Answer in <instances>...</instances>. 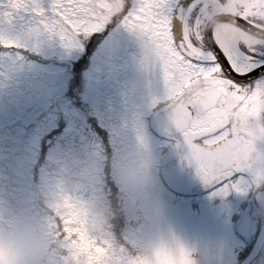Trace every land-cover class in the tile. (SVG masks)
<instances>
[{
  "label": "rangeland",
  "instance_id": "obj_1",
  "mask_svg": "<svg viewBox=\"0 0 264 264\" xmlns=\"http://www.w3.org/2000/svg\"><path fill=\"white\" fill-rule=\"evenodd\" d=\"M42 4L50 8L51 0H42ZM27 24L21 36L10 34L22 40L24 51L0 53V57L22 58L19 63L4 60L0 71L11 75L9 70H22L39 91L30 92L19 116L31 125L23 162L31 165L39 159V151L43 152L34 185L19 190L24 213L41 218L55 237L49 204L58 186L71 181L80 185L84 201L95 200L110 209L105 236L117 247L140 254L164 239L183 246L194 264H237V258L256 239V235L245 239L236 232L238 214L247 198L254 224L261 222L264 180H257L254 172L253 197L248 178L240 175L241 190L232 188L226 195L216 194L220 191L217 186L194 199L177 197L166 189L156 173L170 156L168 151L183 148L189 160L190 149L183 137L180 141L162 139L149 126L153 109L168 100L161 62L152 63L156 74L150 76V61L138 58V49L107 44V37L105 43L100 40L104 28L92 34L98 36L88 35L72 48L49 34L24 41L32 27ZM52 56L73 64L49 60ZM127 152L150 167L154 182L147 192L127 188L112 167L116 155ZM60 168L63 172L58 173ZM29 177L31 184V173ZM253 264H264V253Z\"/></svg>",
  "mask_w": 264,
  "mask_h": 264
},
{
  "label": "snow or ice",
  "instance_id": "obj_2",
  "mask_svg": "<svg viewBox=\"0 0 264 264\" xmlns=\"http://www.w3.org/2000/svg\"><path fill=\"white\" fill-rule=\"evenodd\" d=\"M30 18L24 41L49 34L67 48L120 22L160 48L172 120L190 149L189 160L216 194L240 189L264 140V0H0V24ZM0 45L20 48V38L0 33ZM264 160V155L259 156ZM264 179V175L257 176ZM51 228L86 264H103L107 239L90 235L71 197ZM159 264H194L181 245L158 253ZM134 264H151L139 259Z\"/></svg>",
  "mask_w": 264,
  "mask_h": 264
},
{
  "label": "clouds",
  "instance_id": "obj_3",
  "mask_svg": "<svg viewBox=\"0 0 264 264\" xmlns=\"http://www.w3.org/2000/svg\"><path fill=\"white\" fill-rule=\"evenodd\" d=\"M141 48L145 61H160V48L151 38L140 36ZM264 142V140L258 141ZM261 168L256 175H264V160L257 158ZM120 181L129 189L147 192L154 182L151 169L147 162L134 153L117 154L111 161ZM95 167V165H92ZM264 180V179H261ZM65 197H71L77 205L80 217L86 221L91 236L107 239L105 229L109 213L102 203L95 200L84 201L80 196V185L71 181L61 183L54 199L50 202L48 212L54 217L58 205ZM151 222V216H147ZM112 251L104 258L103 264H134L139 259H147L151 264H159L158 253L167 251L176 253L178 244L160 239L157 243L140 254H134L117 247L107 239ZM87 257L80 256L78 264H86ZM0 264H77V258L69 250L62 238L53 237L47 224L39 217L16 211L0 205Z\"/></svg>",
  "mask_w": 264,
  "mask_h": 264
},
{
  "label": "flooded vegetation",
  "instance_id": "obj_4",
  "mask_svg": "<svg viewBox=\"0 0 264 264\" xmlns=\"http://www.w3.org/2000/svg\"><path fill=\"white\" fill-rule=\"evenodd\" d=\"M27 23H29L27 21V18L26 19L17 18L12 25H8L6 22L2 23L0 24V33L7 36H10V34L21 36L25 32V28L28 27ZM103 30H104L102 31L103 37L100 38L101 41L105 43L104 38L107 37V41H106L107 44L112 43L118 46L123 44H128L130 47L133 48L135 47L136 49H138L136 52L137 57L140 59L144 58L145 60L144 52L141 48V39L138 34L129 31L120 22L110 23ZM92 34L90 35L92 36ZM96 36H98V33L92 36V38ZM24 49L25 48L23 47L7 48L0 45V53H4V54L5 52L11 53L14 50H17V52L20 50L24 51ZM8 58L12 59L13 61H16L17 63H19L22 60L20 56L3 55L2 57H0L1 68H3L1 62H4V60H8ZM49 60L58 61L60 64H66V65L73 64L71 60L59 59V57L57 56L49 57ZM156 61L157 60H152L150 61V64H148L150 65V71H151L150 76H154L156 74L154 71L155 67L153 66V64L154 65L156 64ZM73 66L70 68L72 73L74 72ZM9 73L11 75H8L3 71H0V205L14 209L16 211L24 212L26 210L24 208L23 203L18 201L20 194L19 190L20 189L22 190L23 188L28 189L30 185H34V181L37 178L34 175V173L35 171H37L36 168H39L40 164L42 165L43 152L39 151L38 153L39 159L37 160L39 162H37L36 160L32 162L31 165L30 162L28 161L23 162L22 159L25 157V152H27V147L29 144L31 125L23 118H20L19 116L22 114V104L26 102L30 92L36 93L39 91L33 88L34 87L33 83L32 85L30 84V81L26 79V76H24V72L22 70H19L17 72L9 70ZM74 76H76V73ZM74 78L75 77H73V80H76ZM58 84L60 85L61 82L59 81ZM14 93L17 95V97L15 100H12V97L15 96ZM162 104L164 106L161 105L153 110H157V109L167 110L171 107L169 100L165 101V103L163 102ZM182 137H183L182 134L176 136L166 135L163 139L166 140L168 139L170 141H178V140L180 141ZM173 152L168 151V154L170 156L169 155H168L169 157L166 156L161 164H165V163L172 164L173 162H175L174 160L177 159L178 155L182 154L185 165L191 166L193 171L196 173L198 179L201 181V184L194 189L196 191V195H194L193 197H198L200 196V194H202L205 191H208L209 188L213 187L207 185L202 180V178L199 176L197 172V168L195 164L191 163L187 159L186 151H184L183 148ZM254 155L257 158L259 156L264 155V142L257 143V151ZM260 168H261V164L258 162V159H255L253 161L252 169L250 171L238 173V176L240 175L245 178H248L247 182L249 183V187H251L252 193H250V196L252 195V197H253V187L257 181L253 178V174L255 171L257 172ZM57 171L58 173L63 172L61 168ZM64 172L70 175V173H67V171ZM30 173L32 175L31 184L29 183ZM243 203L245 206L244 209H242L239 212L236 224L239 222V220H241L243 213L248 210L247 208L249 206V200L245 198ZM262 213H263V217L259 224H254V220H253L251 236L256 235L255 237H257L264 226V205H263ZM263 249L264 246L261 252L259 253V255L250 264H253L254 261L264 253ZM247 253L244 252L239 256V258H237L238 259L237 264H240V262L245 258Z\"/></svg>",
  "mask_w": 264,
  "mask_h": 264
},
{
  "label": "water",
  "instance_id": "obj_5",
  "mask_svg": "<svg viewBox=\"0 0 264 264\" xmlns=\"http://www.w3.org/2000/svg\"><path fill=\"white\" fill-rule=\"evenodd\" d=\"M149 125L152 131L159 137H165L166 135L176 136L181 134L179 130L176 129L172 120L171 107L167 110H155L150 116ZM174 161L175 162L172 164L167 163L161 166L160 172L165 184L169 189L178 194H194L193 188L199 186L201 183L198 180L197 175L193 172L191 166L184 164V158L182 154H179L177 159ZM252 222L251 216L248 214V212H245L241 221L237 224L236 228L238 233L244 237H250ZM263 245L264 226L256 238L251 251L240 264L251 263L260 253Z\"/></svg>",
  "mask_w": 264,
  "mask_h": 264
},
{
  "label": "trees",
  "instance_id": "obj_6",
  "mask_svg": "<svg viewBox=\"0 0 264 264\" xmlns=\"http://www.w3.org/2000/svg\"><path fill=\"white\" fill-rule=\"evenodd\" d=\"M157 174V176H158V173H156ZM108 213H110V209H109V211H108ZM109 219L111 220V218L108 216V223H109ZM129 252H132V253H136V251L135 250H133V249H131Z\"/></svg>",
  "mask_w": 264,
  "mask_h": 264
}]
</instances>
